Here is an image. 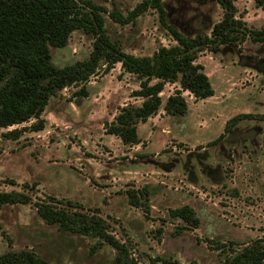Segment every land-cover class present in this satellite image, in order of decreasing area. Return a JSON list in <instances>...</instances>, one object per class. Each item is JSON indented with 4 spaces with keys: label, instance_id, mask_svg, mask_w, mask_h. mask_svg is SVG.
I'll return each instance as SVG.
<instances>
[{
    "label": "rangeland",
    "instance_id": "obj_1",
    "mask_svg": "<svg viewBox=\"0 0 264 264\" xmlns=\"http://www.w3.org/2000/svg\"><path fill=\"white\" fill-rule=\"evenodd\" d=\"M93 1L105 7L106 31L124 50L151 54L175 42L154 8L119 22L108 10L126 13L138 0ZM234 1L247 26H264L254 0ZM164 7L167 21L185 33L208 32L222 13L215 0H164ZM92 39L74 28L65 45L50 46L51 60L62 65L87 57ZM196 61L214 92L197 98L182 90L186 112L170 114L161 104L137 122L138 142L124 143L104 127L119 105L141 100L131 92L138 78L119 61L108 70L99 66L82 83L84 92L73 83L51 95L41 128H29L34 118L0 126V189L30 195L0 208V253L25 247L49 264H112L115 248L108 242L45 221L36 201L101 215L139 264L159 255L184 264H230L232 247L264 242V118L257 116L264 113V41L207 45ZM178 85L167 80L162 100ZM248 111L256 116L240 117L223 131L228 117ZM12 127L19 133L7 134ZM129 188L146 190L142 204L130 203ZM184 203L197 225L180 227L182 219L170 213Z\"/></svg>",
    "mask_w": 264,
    "mask_h": 264
},
{
    "label": "trees",
    "instance_id": "obj_2",
    "mask_svg": "<svg viewBox=\"0 0 264 264\" xmlns=\"http://www.w3.org/2000/svg\"><path fill=\"white\" fill-rule=\"evenodd\" d=\"M215 1L220 4L222 13L208 32L185 33L168 22L164 0H138L126 13L116 7L108 10L114 20L126 22L152 7L175 40L168 45L159 44L151 54H135L110 39L103 14L106 9L93 0H0V126L34 118L29 128H41L44 124L41 112L51 95L73 83L80 84L77 92L82 93L85 91L82 83L99 66L108 70L119 61L123 70L138 78V86L131 92L141 100L119 105L112 119L104 122V127L124 143L140 141L137 122L145 120L161 104L170 114L186 112L187 102L182 90L187 89L197 98L214 92L203 64L196 61L198 51L207 45L239 42L247 37L264 41V26H247L236 15L234 0ZM254 3L264 12V0H254ZM74 28H82L92 35V47L87 57L57 65L51 60L50 46L65 45ZM167 80L177 81L179 85L162 100L160 91ZM254 115L249 111L231 115L225 121L223 131L229 130L240 117ZM257 116L264 118V113ZM19 131L20 128L12 127L7 134L16 135ZM223 131L214 140L219 139ZM127 193L130 203L136 205L142 204L141 193L146 196L145 189L129 188ZM29 200L27 192L0 189V208L5 203ZM35 205L45 221L99 236L108 242L115 248L112 264H139L129 255L125 243L107 230L108 223L101 215L79 210L69 212L42 201H36ZM170 213L182 219L180 227L198 223L189 204L171 207ZM228 256L230 264H264V242L254 238L239 248L232 247ZM157 258L159 261L152 260V264H184L172 256L159 255ZM0 264L49 263L34 250L22 247L1 252Z\"/></svg>",
    "mask_w": 264,
    "mask_h": 264
}]
</instances>
